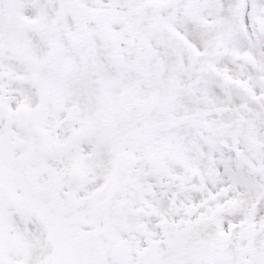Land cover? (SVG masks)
Returning a JSON list of instances; mask_svg holds the SVG:
<instances>
[{"label":"snow or ice","instance_id":"6c2138e0","mask_svg":"<svg viewBox=\"0 0 264 264\" xmlns=\"http://www.w3.org/2000/svg\"><path fill=\"white\" fill-rule=\"evenodd\" d=\"M0 264H264V0H0Z\"/></svg>","mask_w":264,"mask_h":264}]
</instances>
